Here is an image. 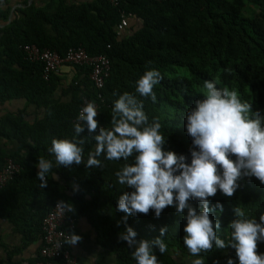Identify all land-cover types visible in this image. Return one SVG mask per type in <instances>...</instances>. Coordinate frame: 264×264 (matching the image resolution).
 Instances as JSON below:
<instances>
[{
  "label": "trees",
  "instance_id": "16d2710c",
  "mask_svg": "<svg viewBox=\"0 0 264 264\" xmlns=\"http://www.w3.org/2000/svg\"><path fill=\"white\" fill-rule=\"evenodd\" d=\"M0 5L4 6L0 9V107L14 99L27 103L23 110L0 116V138L18 142L16 150L0 146V171L8 159L22 166L21 173L0 189V219L15 224L24 236V246L41 241V251L43 219L56 202L63 201L70 207V215L78 221L84 217L92 224L98 244L116 255L117 264H136L134 249L118 238L125 225L117 226V221L125 214L116 207L119 197L129 189L116 182L115 172L125 161H107L101 156L103 169H88L84 163L54 167L57 178L50 173L47 187H40L35 167L38 159L55 161L48 152L52 139L71 140L83 98L98 99L100 91L92 83L87 65L73 66L77 74L65 88L62 69L46 79L44 63L28 59L24 45L34 43L62 56L72 47H84L90 55H107L112 70L101 90L104 101L97 116L99 124L111 127L112 109L120 94L137 95L143 100L149 122L155 118L161 123L167 138L164 149L185 155L190 163L192 138L186 132V114L193 101L202 97L205 81L236 89L242 101L264 114V0H119L118 5L108 0L79 4L50 0L44 5L23 0L11 19L10 1L0 0ZM123 11L140 19L141 24L119 35L117 25ZM150 69L163 77L154 88L155 103L136 93V81ZM60 88L70 99L56 97ZM29 105L43 109L42 117L28 120ZM81 135H88L87 128ZM83 148L87 159L95 148L91 136ZM133 162L132 158L127 161ZM240 183L231 198L219 190L209 198L210 207L218 202L223 206L222 212L216 209L210 218L219 220L218 236L226 242L231 233L228 225L236 218L234 208L240 207L249 219L264 215V184L255 177ZM192 203L199 210L198 202ZM185 224L171 206L159 218L150 209L147 215L127 219L137 239H154L160 236L161 228L167 229L161 238L168 250L161 254L154 249L158 264H192L201 258L192 256L184 245ZM20 251L15 248L8 261L0 260V264H20L12 259ZM40 251L32 264L42 258ZM258 252L264 253V243L258 244ZM201 255L204 264H226L229 257L235 260L231 248ZM97 264H103L102 260Z\"/></svg>",
  "mask_w": 264,
  "mask_h": 264
},
{
  "label": "clouds",
  "instance_id": "9594fccd",
  "mask_svg": "<svg viewBox=\"0 0 264 264\" xmlns=\"http://www.w3.org/2000/svg\"><path fill=\"white\" fill-rule=\"evenodd\" d=\"M162 79L158 70H146L136 81V93L155 103L154 88ZM203 89L202 97L193 101L186 114L185 128L192 138L190 163L185 155L164 149L167 138L161 123L155 118L149 122L143 100L126 91L114 102L110 128L99 124L96 106L88 102L78 115L73 138L52 139L48 152L55 161L41 157L35 165L40 187H47L50 173L57 178L54 167L84 163L88 169H103L101 156L107 161L123 160L115 177L129 191L119 197L116 207L125 214L117 221V226L125 225L118 238L134 249L136 264H158L154 249L161 254L168 250L161 238L167 229L161 228L160 236L154 239H137V232L127 226L128 217L147 215L151 209L159 218L169 206L186 220L184 245L192 256L201 257L192 264H204L202 253L227 248L235 250V260L229 257L226 264H236V260L238 264H264V253L258 252V244L264 243V215L249 219L240 207L234 208L236 218L228 225L231 233L226 242L218 236L219 220L210 218L216 209L222 212L223 206L218 202L210 207L209 199L218 190L231 198L245 178L255 177L264 184V114L242 101L236 89L218 87L215 81H205ZM85 128L88 135L82 136ZM88 136L94 139L95 148L85 159L83 145ZM130 158L133 163H127ZM193 201L198 202L199 210ZM81 239L71 233L67 243L75 245Z\"/></svg>",
  "mask_w": 264,
  "mask_h": 264
},
{
  "label": "built area",
  "instance_id": "2783aa9c",
  "mask_svg": "<svg viewBox=\"0 0 264 264\" xmlns=\"http://www.w3.org/2000/svg\"><path fill=\"white\" fill-rule=\"evenodd\" d=\"M114 5H118L119 0H108ZM165 1V0H157ZM133 14L121 13V20L117 25V32L122 35L130 24ZM24 51L31 61L44 63V77L49 79L51 73L60 72L62 67L87 65L91 68L90 79L98 92V99L83 98L82 105L78 112L92 102L100 113L101 103L104 101L101 90L104 88L106 80L112 70L111 60L107 55H90L84 47H72L68 49L64 56L52 49H42L37 44L28 43L24 45ZM78 118V116H77ZM76 118V121L78 122ZM22 166L13 159H8L0 171V189H2L12 178L21 173ZM59 202V201H58ZM56 202L43 219V243L41 246V259L36 264H81L80 259L68 246L70 234L78 228V219L70 215V207L66 204L58 205Z\"/></svg>",
  "mask_w": 264,
  "mask_h": 264
},
{
  "label": "crops",
  "instance_id": "0c3cea01",
  "mask_svg": "<svg viewBox=\"0 0 264 264\" xmlns=\"http://www.w3.org/2000/svg\"><path fill=\"white\" fill-rule=\"evenodd\" d=\"M3 1V0H2ZM12 5V9L20 7L23 0H9ZM50 0H28V3H36L37 5H44ZM93 0H67L69 4H79L84 2H90ZM4 6L0 5V9ZM141 20L132 17L127 31L136 30L139 28ZM64 67H68V70H64ZM62 67V77L65 80V88L70 81L76 76L77 71L73 66ZM56 97H63V99H70L69 97L63 96V90L60 88L56 91ZM27 103L25 99H14L7 102L4 106L0 107V116L6 112H18L26 107ZM28 117L30 121H34L38 117H42L43 109H37L34 105H29L27 108ZM0 146L7 149L8 151L16 150L18 142L16 140L6 141L0 138ZM75 234L80 236L82 239L75 245L70 244L72 252L77 255L80 259L81 264H97L98 261L102 260L103 264H117L116 255L113 254L109 249L104 248L97 242V232L89 221L81 217L79 219L78 228ZM24 244V236L16 230L15 224L11 223L8 219H0V260L9 259V253H12L15 248H21L20 252H17L12 256L13 261L19 262L20 264H32L35 258L39 255V248L41 241H35L29 245Z\"/></svg>",
  "mask_w": 264,
  "mask_h": 264
},
{
  "label": "water",
  "instance_id": "95a60500",
  "mask_svg": "<svg viewBox=\"0 0 264 264\" xmlns=\"http://www.w3.org/2000/svg\"><path fill=\"white\" fill-rule=\"evenodd\" d=\"M13 14H14V9L11 10V13H10V17H9V19L12 18Z\"/></svg>",
  "mask_w": 264,
  "mask_h": 264
},
{
  "label": "rangeland",
  "instance_id": "374dc122",
  "mask_svg": "<svg viewBox=\"0 0 264 264\" xmlns=\"http://www.w3.org/2000/svg\"><path fill=\"white\" fill-rule=\"evenodd\" d=\"M64 70H65V71L68 70V67H64Z\"/></svg>",
  "mask_w": 264,
  "mask_h": 264
}]
</instances>
